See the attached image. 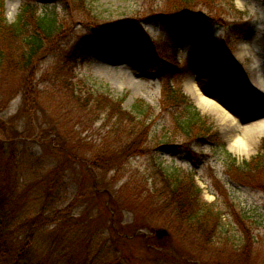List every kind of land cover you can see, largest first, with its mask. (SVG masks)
<instances>
[{"label": "rangeland", "instance_id": "1", "mask_svg": "<svg viewBox=\"0 0 264 264\" xmlns=\"http://www.w3.org/2000/svg\"><path fill=\"white\" fill-rule=\"evenodd\" d=\"M23 1L3 0L7 21L15 20ZM166 1L85 0L91 21L125 22L129 44L96 50L78 62L76 76L93 90H108L114 98L124 95L126 110L142 101L154 113L160 111L164 83L171 77L212 128L211 136L177 133L168 143L158 141L161 133H174V122L170 115L149 114L155 118L144 152L127 154L121 146L129 132L136 133L133 122L86 115L58 80L59 53L98 31L87 24L74 25L37 57L31 109L22 108L29 73L0 71V119L6 125L0 136L17 128L27 139L18 142L15 152L8 148L0 156L4 192L10 193L13 205L17 200L18 213L30 215L48 204L43 194L48 175L59 189L53 201L62 213L57 212L55 224L44 226L36 237L34 254L40 264H264V187L253 180L255 171L245 174L248 162L264 155V134L246 151L231 148L222 122L187 87L188 79L201 73L202 91L233 114L241 127L264 120V2L219 0L221 6L210 9L196 6L195 12L213 11L224 19L207 23L200 17L210 26L181 42L172 40L173 32L152 18ZM41 4L49 12L59 5L57 0ZM205 40L214 48L224 43L238 72L222 71L214 51L200 52ZM42 130L54 131L71 156L36 142L33 135ZM159 167L171 176L192 173L201 199L221 211L220 232L210 243L174 218ZM157 228L166 229L167 236L156 238ZM244 229L254 237L247 259L242 258Z\"/></svg>", "mask_w": 264, "mask_h": 264}, {"label": "trees", "instance_id": "2", "mask_svg": "<svg viewBox=\"0 0 264 264\" xmlns=\"http://www.w3.org/2000/svg\"><path fill=\"white\" fill-rule=\"evenodd\" d=\"M43 1L48 0H24L15 20L9 22L4 15L3 0H0V71L6 69L22 72L24 75L29 73L25 77L26 82L23 86L22 108L31 109L30 95L32 91H36L32 83L33 67L37 57L74 25L87 24L98 31L96 34H91L92 38L81 42V45L77 44L73 49L59 53L55 64L58 80L64 90L73 97L77 107H81L86 115L104 114L106 119L114 118L121 122H133L131 126L132 128L137 127V131L135 134L129 132V139L121 146L127 154L144 152L154 118L165 114L170 115V119L172 118L173 129L176 132L161 133L157 136L158 141L168 143L177 133L201 139L213 135L212 128L206 123L202 114L174 84L171 77H168L164 83L158 113H154V108L145 105L142 101L135 102L132 110H126L123 108L124 95L114 98L108 90H93L84 79L77 78L78 62L87 60L96 50L112 51L120 46H128L129 43L124 38L126 24L119 20L110 23L91 21L93 16L87 10L85 0H57L58 8L52 12L42 6ZM196 6H205L210 9L214 6H221V3L219 0H167L165 7H161L162 11L154 13L152 18L173 32L172 40L186 42L192 37H197L200 31L210 26L201 22L202 17L206 18L207 23L224 19L223 16L213 11L210 13L209 11L207 13L195 12ZM210 43V40L209 42L203 41L199 51L202 53L214 51L212 54L214 61L219 63L222 71L238 72L236 66L228 58L227 46L221 43L218 48H214ZM149 114L156 115L154 118H149ZM5 126V122L0 119V130L5 129ZM53 132L42 130L33 136L36 142L48 146L54 153L66 152L71 156L68 149L56 141ZM26 140L17 128H13L8 136H0V156L5 155L8 148H13L10 149L11 153L15 152L14 147L18 142L23 143ZM260 151L264 153V137L261 139ZM232 165H236L234 159H232ZM1 167L0 164V169ZM91 168H89L90 172L93 170ZM158 170L160 180L168 194L166 200H169L173 206L174 218L186 224V227L196 236L202 237L205 243H210L211 239L220 232L221 211L214 208L213 204L201 199L200 188L195 184L192 173L178 172L171 176L166 174L161 167ZM252 171L257 174L253 180L262 182L261 185L264 187V155L259 154L248 162V171L245 174L251 176ZM47 180L49 181L45 184L43 194L48 204L45 203L30 215L17 212V200L15 198L12 200L13 205L10 201V193L7 191L6 194L3 190L6 187L0 184V264H40L34 254L36 237L44 226L55 224L57 219L55 220L54 217L57 212L62 213L53 201L56 191H59L55 188L57 181L54 178L50 179L49 175ZM253 241L254 237L247 229H244L243 259L250 257ZM243 262L249 264L248 260Z\"/></svg>", "mask_w": 264, "mask_h": 264}, {"label": "bare ground", "instance_id": "3", "mask_svg": "<svg viewBox=\"0 0 264 264\" xmlns=\"http://www.w3.org/2000/svg\"><path fill=\"white\" fill-rule=\"evenodd\" d=\"M203 74H195L187 81V87L197 99L199 104L213 112L222 122L225 137L230 142L231 148L237 151H246L251 143H257L264 134V120L241 127L239 121L214 99L209 98L200 87Z\"/></svg>", "mask_w": 264, "mask_h": 264}, {"label": "water", "instance_id": "4", "mask_svg": "<svg viewBox=\"0 0 264 264\" xmlns=\"http://www.w3.org/2000/svg\"><path fill=\"white\" fill-rule=\"evenodd\" d=\"M154 233H155L156 238L158 239L162 238L163 236H167L168 234L167 230L164 228H157L155 229Z\"/></svg>", "mask_w": 264, "mask_h": 264}]
</instances>
